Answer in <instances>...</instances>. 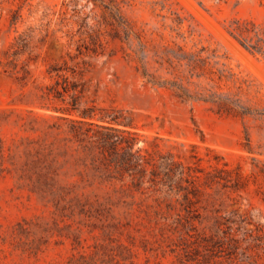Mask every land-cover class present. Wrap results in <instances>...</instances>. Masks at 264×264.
Instances as JSON below:
<instances>
[{"label": "rangeland", "instance_id": "rangeland-1", "mask_svg": "<svg viewBox=\"0 0 264 264\" xmlns=\"http://www.w3.org/2000/svg\"><path fill=\"white\" fill-rule=\"evenodd\" d=\"M59 74L198 196L94 179ZM0 264H264V0H0Z\"/></svg>", "mask_w": 264, "mask_h": 264}, {"label": "trees", "instance_id": "trees-1", "mask_svg": "<svg viewBox=\"0 0 264 264\" xmlns=\"http://www.w3.org/2000/svg\"><path fill=\"white\" fill-rule=\"evenodd\" d=\"M72 73L75 74V71ZM59 78L53 92L55 98L66 105L59 111L71 123L73 139L80 143L85 152V157L80 162L91 170L94 179L118 182L122 187L137 191L148 185L147 188L167 196L170 193H184V200L188 204L192 201L191 194L198 196L200 190L197 179L200 177L186 171V168L191 167L177 161L176 155H164L158 150L151 152L145 147L137 148L140 135L133 131L137 127L133 114H125L115 108H81L85 91H78L75 83L66 74H59ZM71 116L76 118H70ZM215 171L229 173L228 170L218 167H215ZM206 179L209 185L221 184L224 188L239 189V186L231 184V179L222 178L218 174H208ZM185 183L188 185H184Z\"/></svg>", "mask_w": 264, "mask_h": 264}]
</instances>
